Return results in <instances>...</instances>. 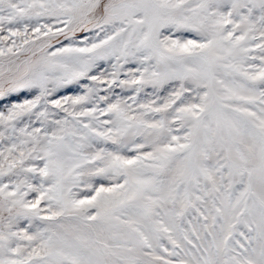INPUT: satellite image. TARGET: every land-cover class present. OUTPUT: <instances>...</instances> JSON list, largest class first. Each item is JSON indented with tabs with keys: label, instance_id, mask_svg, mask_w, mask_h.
<instances>
[{
	"label": "snow or ice",
	"instance_id": "1",
	"mask_svg": "<svg viewBox=\"0 0 264 264\" xmlns=\"http://www.w3.org/2000/svg\"><path fill=\"white\" fill-rule=\"evenodd\" d=\"M0 264H264V0H0Z\"/></svg>",
	"mask_w": 264,
	"mask_h": 264
}]
</instances>
